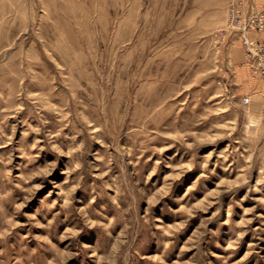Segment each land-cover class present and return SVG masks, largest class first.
Wrapping results in <instances>:
<instances>
[{
  "label": "rangeland",
  "instance_id": "374dc122",
  "mask_svg": "<svg viewBox=\"0 0 264 264\" xmlns=\"http://www.w3.org/2000/svg\"><path fill=\"white\" fill-rule=\"evenodd\" d=\"M234 8L0 0V264H264V86Z\"/></svg>",
  "mask_w": 264,
  "mask_h": 264
},
{
  "label": "built area",
  "instance_id": "2783aa9c",
  "mask_svg": "<svg viewBox=\"0 0 264 264\" xmlns=\"http://www.w3.org/2000/svg\"><path fill=\"white\" fill-rule=\"evenodd\" d=\"M243 11L234 8L231 12V27L240 34L245 57L258 73L264 86V44L249 36L250 32H264V10H256L250 0H237ZM249 98L244 99L248 104Z\"/></svg>",
  "mask_w": 264,
  "mask_h": 264
},
{
  "label": "crops",
  "instance_id": "0c3cea01",
  "mask_svg": "<svg viewBox=\"0 0 264 264\" xmlns=\"http://www.w3.org/2000/svg\"><path fill=\"white\" fill-rule=\"evenodd\" d=\"M254 3H255L256 8H258V9H262V8H264V0H254ZM260 35H264V33H262V34H261V33L258 34V33H256V32H251V33H250V37H251V38L256 39V40L259 41V42H262V41L259 39Z\"/></svg>",
  "mask_w": 264,
  "mask_h": 264
}]
</instances>
